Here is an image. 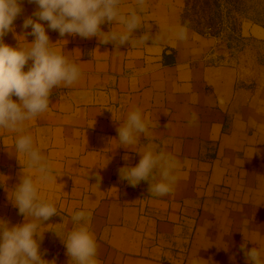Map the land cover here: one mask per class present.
<instances>
[{
  "label": "crops",
  "instance_id": "obj_1",
  "mask_svg": "<svg viewBox=\"0 0 264 264\" xmlns=\"http://www.w3.org/2000/svg\"><path fill=\"white\" fill-rule=\"evenodd\" d=\"M21 3L15 32L3 37L13 47L26 43L18 35L31 28L21 25L37 9ZM146 4L136 34H161L157 45L149 40L116 49L98 37H61L42 21L52 47L81 76L71 87L53 89L49 110L24 125L22 134L32 136L53 178L41 181L28 156L16 151L21 133L0 128V219L10 226L25 222L11 200L23 169L57 210L38 229L40 252L51 264H76L55 232L66 238L78 211L90 213L99 264H249L240 245L264 249V26H243L244 39L231 45L184 23L186 0ZM134 6L135 0H120L125 15ZM178 26H187V40L176 39ZM111 28L123 30L101 25ZM136 108L151 135L132 148L117 147V128ZM149 143L181 162L174 191L163 197L151 195L147 181L132 187L119 177Z\"/></svg>",
  "mask_w": 264,
  "mask_h": 264
},
{
  "label": "clouds",
  "instance_id": "obj_2",
  "mask_svg": "<svg viewBox=\"0 0 264 264\" xmlns=\"http://www.w3.org/2000/svg\"><path fill=\"white\" fill-rule=\"evenodd\" d=\"M35 3L37 9L31 16L24 18L21 27L31 28L22 36L25 44L18 43L15 47L4 43L3 37L9 32H15L14 21L23 12L21 0H0V128L16 133L15 149L26 154L30 167L40 174V180L46 181L52 177V169L46 158L34 147L31 135L22 134L26 121H31L47 112L52 91L58 87H71L81 76L79 66L57 51L50 41L47 28L58 31L61 37L67 35L81 38L98 37L101 44L112 43L119 49L126 43L131 47L146 45L149 40L157 45L163 39L159 33L153 35L149 30H141L143 14L146 12V0H135V6L125 15L121 11L120 0H28ZM35 17V18H34ZM105 22L123 26L122 31L112 28L105 32L101 25ZM27 35L34 37L28 42ZM177 40L188 38L187 26H178L174 30ZM17 37V36H16ZM17 39V38H16ZM27 71L25 66L29 64ZM15 96L18 100H14ZM196 119L193 115L190 123ZM149 122L136 108L127 114L126 120L117 128L118 146L133 147L143 137L151 135ZM167 127V125H166ZM135 166L121 167V180L136 187L141 181L148 182V192L157 197H163L174 191L178 182V172L181 162L170 153L158 150V145L149 143L142 151ZM124 160L129 157L125 155ZM20 183L14 189L11 199L18 208V214L25 217L23 224L10 226L9 222L0 219V264H51L43 258L40 252V242L44 232L38 229L43 221L57 215L56 207L51 202L44 201L37 192V185L32 176L23 169ZM96 185L102 182L99 172L94 174ZM31 217V220L26 218ZM90 213L78 211L72 214V222L76 227L69 231L66 238L60 237L66 248V254L76 264H99L98 245L90 232L87 222ZM83 222V223H82ZM240 250L249 264H264V249L245 244ZM192 264H198L193 261Z\"/></svg>",
  "mask_w": 264,
  "mask_h": 264
},
{
  "label": "rangeland",
  "instance_id": "obj_3",
  "mask_svg": "<svg viewBox=\"0 0 264 264\" xmlns=\"http://www.w3.org/2000/svg\"><path fill=\"white\" fill-rule=\"evenodd\" d=\"M186 12L188 23L201 33L219 36L231 45L244 39L243 26H264V0H187Z\"/></svg>",
  "mask_w": 264,
  "mask_h": 264
},
{
  "label": "trees",
  "instance_id": "obj_4",
  "mask_svg": "<svg viewBox=\"0 0 264 264\" xmlns=\"http://www.w3.org/2000/svg\"><path fill=\"white\" fill-rule=\"evenodd\" d=\"M186 8H187V0H186ZM186 11H185V14H184V23H186L187 25H190V26H192L194 29H196V30H198V31H200L199 29H198V27L197 26H193V25H191L190 23H188V20H186L187 18H186ZM212 30V27L211 26H208L207 27V31L208 32H210ZM201 32V31H200ZM210 35V34H209Z\"/></svg>",
  "mask_w": 264,
  "mask_h": 264
}]
</instances>
